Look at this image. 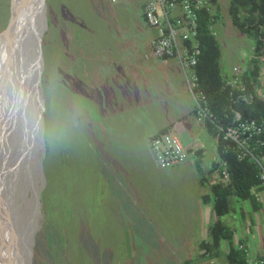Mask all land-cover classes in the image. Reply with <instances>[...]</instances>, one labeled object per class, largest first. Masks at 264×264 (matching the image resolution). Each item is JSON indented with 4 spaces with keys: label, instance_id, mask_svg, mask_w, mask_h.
<instances>
[{
    "label": "rangeland",
    "instance_id": "1",
    "mask_svg": "<svg viewBox=\"0 0 264 264\" xmlns=\"http://www.w3.org/2000/svg\"><path fill=\"white\" fill-rule=\"evenodd\" d=\"M230 1L217 0L218 6L210 8L219 62L227 70L247 63L246 79L253 78L257 92L263 86V61L257 58L254 77L248 57L256 55V40L252 32H242L232 23ZM129 2L145 5L144 0ZM126 5L112 0H44L45 29L39 45L41 70L36 93L40 122L22 158L17 157L27 143L21 133L11 136L20 124L6 105V91L0 101V218L11 215L9 228L18 238H25L28 264H211L210 258H193L201 246L196 231L200 223L205 224L201 218L205 208L214 216L210 185L200 179L216 157L208 152L202 155L201 163H196L200 176L185 171L158 175L153 165H146L148 152L143 141L112 138L104 116L111 96L101 84L109 79L105 63L116 46L114 38L137 32L134 12L126 10ZM9 14L10 0H0L1 33ZM16 136L18 142L12 145ZM124 144L129 149H124ZM136 149L141 154L129 153ZM135 159L144 165H135ZM150 188L154 200L164 198L171 212L176 209L171 218L153 215L146 194ZM200 192L210 199L205 202ZM182 196H188L189 202L172 201ZM228 197L231 211L216 219L244 237L249 236L246 223L257 212L264 245V211L250 200ZM259 198L264 205V190ZM168 222L177 232L173 236L163 229ZM184 239L188 241L186 249H176L177 242ZM4 240L0 239L1 245ZM14 240L11 248L19 245ZM216 262L226 263L222 249Z\"/></svg>",
    "mask_w": 264,
    "mask_h": 264
},
{
    "label": "crops",
    "instance_id": "2",
    "mask_svg": "<svg viewBox=\"0 0 264 264\" xmlns=\"http://www.w3.org/2000/svg\"><path fill=\"white\" fill-rule=\"evenodd\" d=\"M129 1L133 0H121L118 2L127 4L125 6L126 10L132 8L131 10L134 12L133 24L136 26L137 32L120 37L116 36L114 38V40H117L116 46L114 49H111L109 60L105 63L109 71V79L106 84H101V80L99 79L101 86L107 89L111 96L108 114L107 116L104 114L110 125L111 137L116 140H127L136 137L143 141L145 150L148 152V161L146 165H153L158 175L162 173L166 176H173L179 171H185L189 175L197 174L198 169L196 163H201L202 155L208 152L211 157H216V159L211 168L212 170L206 169L205 175L200 180H207L210 186L217 184L212 178V174L218 167V165H216L218 163H216V160H218L217 141L214 130L211 131L206 123L198 122L195 119L194 101L187 88L184 71L178 59L172 57L163 60L152 55L151 40L154 37V29L149 26L144 18L141 2V5L137 6L135 3ZM144 1L146 2L147 0ZM215 5L216 7L218 6V4ZM211 6L214 5H210L209 13ZM251 57L250 55L248 60ZM246 65L247 63L241 68L244 69ZM99 68H102V63L99 64ZM220 69L221 73H223L222 75H227L231 72V68L229 69L230 72H228L229 70L221 65ZM162 133H172L176 135L189 152V157L185 162L175 165L176 167L172 166L168 169L166 168L167 170L158 167L149 143L154 135ZM122 147L126 150L129 149L127 144H124ZM138 152L139 150L136 149L129 153L136 156L141 154ZM143 152L144 151H142V153ZM133 163L135 165L137 163L143 164L139 159H135ZM197 175L200 176L199 174ZM193 185L196 186L195 184ZM257 190L258 188H254L253 192ZM263 190L264 187L262 186L257 192L258 198ZM146 194L150 195L147 202L152 204L150 210L155 217L164 216L165 218H171V214L174 213L176 209H173L171 212V208L165 206L164 198L161 200H154L152 198V188L147 190ZM202 195H205V193L200 192L199 196ZM196 196L197 195H193L194 198H196ZM182 199L175 198L172 201L178 204L189 202L188 196H182ZM257 201H259L261 210L264 211L262 200L259 198ZM245 203L249 206L247 201ZM179 210L178 208L177 211ZM262 216L264 217V215ZM202 217L205 224L200 223L199 231H196L198 237H200L201 243L207 239L208 222L212 218L207 207L201 218ZM212 219L213 221L215 220V215ZM158 220L163 221V218L159 217ZM250 220V223H246L249 236L245 235L241 237V235H239L238 237V234L231 230L233 238L232 241H230L234 246L243 245V248L246 250L247 260L264 254L263 240L260 235L261 216L258 215L257 212H253V219ZM170 225V222L165 223L163 229L168 230L171 236H173L177 232L171 230ZM262 231L264 232V225L262 226ZM187 242V239H184L182 242H177L178 244L175 245L176 249L179 250L182 247L185 250V243ZM227 245L228 242H222L220 254L221 249L224 253L227 252ZM203 253L204 251L199 248L193 261H195V259L199 260L200 257L202 259L205 257L210 258L211 264H218L216 262V259H219L217 255L211 253L202 256ZM201 260L198 262L201 263Z\"/></svg>",
    "mask_w": 264,
    "mask_h": 264
},
{
    "label": "built area",
    "instance_id": "3",
    "mask_svg": "<svg viewBox=\"0 0 264 264\" xmlns=\"http://www.w3.org/2000/svg\"><path fill=\"white\" fill-rule=\"evenodd\" d=\"M121 0H112L118 2ZM209 0H147L143 8L146 22L154 29L151 40V53L159 59L177 58L185 76L187 88L194 101V115L198 122L212 125L217 141L219 166L212 174L215 183H227L229 173L222 155H233L238 161L248 160L260 169V179L264 184V63L261 75L263 86L257 92L249 90L253 78L246 79V71L240 66H232L229 74H224L229 94L235 101H244L251 105L258 100L263 111L258 117H244L239 111H233L231 121L225 122L211 110L205 92L198 85L195 71L199 54L197 31V11L209 12ZM239 99V100H238ZM228 118L227 115L224 116ZM219 148V151H218ZM154 160L161 169L170 168L185 162L189 152L180 139L172 133H162L150 141ZM262 184V185H263ZM258 198V193L254 192ZM243 247V246H240ZM250 264H264V254L248 260Z\"/></svg>",
    "mask_w": 264,
    "mask_h": 264
},
{
    "label": "trees",
    "instance_id": "4",
    "mask_svg": "<svg viewBox=\"0 0 264 264\" xmlns=\"http://www.w3.org/2000/svg\"><path fill=\"white\" fill-rule=\"evenodd\" d=\"M209 3L215 5L216 0H209ZM229 14L232 23L242 32L249 31L254 35L256 55L250 58V64L252 65L251 73L255 77L258 73L257 58H261L264 63V0H231ZM197 20L196 39L199 54L195 71L198 75V85L205 92L211 110L225 122L231 121L233 111H239L244 117H258L263 111L260 101L254 100L251 105H247L239 99L235 101V97L239 94L238 91L234 92V97L229 94V87L226 86L220 69V48L211 28V14L205 8L201 9L197 11ZM248 88L252 91L253 84L249 83ZM225 115L229 120L224 117ZM207 127L211 131L214 130L210 124H207ZM221 156L226 163L229 181L210 186L215 220L209 225L206 241L201 243L200 248L204 251L202 256L211 253L218 257L221 256L220 246L226 241L228 242V250L225 253L226 264H250L246 257V250L240 247L243 245H232L230 242L233 238L232 231L216 218L230 212L228 197L230 195L237 199L250 200L255 208H260L259 201L253 193L254 188H261L263 184L260 179V169L248 160L238 161L231 154H221ZM203 199L207 202L210 198L206 194Z\"/></svg>",
    "mask_w": 264,
    "mask_h": 264
},
{
    "label": "bare ground",
    "instance_id": "5",
    "mask_svg": "<svg viewBox=\"0 0 264 264\" xmlns=\"http://www.w3.org/2000/svg\"><path fill=\"white\" fill-rule=\"evenodd\" d=\"M44 8V0H15L14 22L16 27H22L20 28L18 34L14 36L9 49L8 47L2 49L5 45L6 36L4 34L5 32L0 34V51H3L4 53V58L0 66V68H3L0 70V92L1 90L3 92V96L1 97L0 95V101L4 97L5 82L9 78L15 79L16 82L19 83L18 78L26 76V87L30 89L33 96L32 110L38 115L39 110L37 106L36 93L41 70L39 45L41 34L45 29L43 24ZM13 118L15 119L16 124L20 125H18L19 130L11 132V136L14 137L16 133H19V135L21 133V136L24 138L23 141L26 140L24 143H27L25 147L21 149L19 157H17L22 158L25 154L26 148L32 141L34 130L31 123L22 124L15 118V116H13ZM17 138L18 137L16 136V138L12 140V145L18 142ZM6 172L7 169L4 167V173ZM4 216L5 215L3 214V218ZM10 216L11 215H9L8 219H2V217L0 218V239L5 237L3 245L0 244V264H28L29 255L27 249L25 251L23 244V239L25 238L22 236L18 238L14 231L9 228V224H11V221L13 220H11ZM4 230L7 231L8 234ZM13 236L14 238H12ZM13 239H15L14 241L18 240L15 244H19L15 248H11L10 246L11 244L13 245Z\"/></svg>",
    "mask_w": 264,
    "mask_h": 264
},
{
    "label": "clouds",
    "instance_id": "6",
    "mask_svg": "<svg viewBox=\"0 0 264 264\" xmlns=\"http://www.w3.org/2000/svg\"><path fill=\"white\" fill-rule=\"evenodd\" d=\"M3 58L4 53L0 51V60H3ZM18 79L19 83L12 78L5 82L6 105L19 122L22 124L31 123L33 130L38 131L40 116L32 110L33 96L25 84L27 77Z\"/></svg>",
    "mask_w": 264,
    "mask_h": 264
},
{
    "label": "water",
    "instance_id": "7",
    "mask_svg": "<svg viewBox=\"0 0 264 264\" xmlns=\"http://www.w3.org/2000/svg\"><path fill=\"white\" fill-rule=\"evenodd\" d=\"M14 9H15V0H10L9 19H8L6 27L2 30V32H5L4 34L6 36L5 45L2 47V49L7 48V47L9 49L10 44L12 43V40L14 39V36L18 34L20 28L22 27V26L16 27V24L14 22Z\"/></svg>",
    "mask_w": 264,
    "mask_h": 264
}]
</instances>
